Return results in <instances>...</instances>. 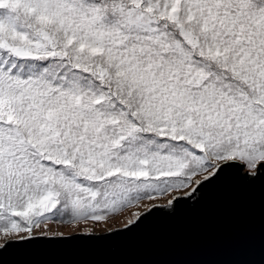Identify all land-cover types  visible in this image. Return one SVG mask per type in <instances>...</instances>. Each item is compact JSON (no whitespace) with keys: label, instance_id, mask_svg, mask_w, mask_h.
I'll return each mask as SVG.
<instances>
[{"label":"snow or ice","instance_id":"obj_1","mask_svg":"<svg viewBox=\"0 0 264 264\" xmlns=\"http://www.w3.org/2000/svg\"><path fill=\"white\" fill-rule=\"evenodd\" d=\"M257 185L264 0H0V258Z\"/></svg>","mask_w":264,"mask_h":264},{"label":"water","instance_id":"obj_2","mask_svg":"<svg viewBox=\"0 0 264 264\" xmlns=\"http://www.w3.org/2000/svg\"><path fill=\"white\" fill-rule=\"evenodd\" d=\"M0 264H264V189L224 193L124 236L10 251Z\"/></svg>","mask_w":264,"mask_h":264},{"label":"rangeland","instance_id":"obj_3","mask_svg":"<svg viewBox=\"0 0 264 264\" xmlns=\"http://www.w3.org/2000/svg\"><path fill=\"white\" fill-rule=\"evenodd\" d=\"M116 226H117V227H119L120 225H119V224H117ZM64 231H65V232H67V230H66V229H65Z\"/></svg>","mask_w":264,"mask_h":264}]
</instances>
